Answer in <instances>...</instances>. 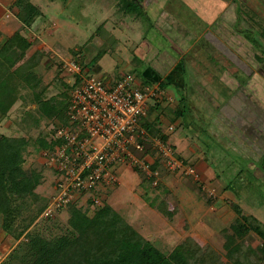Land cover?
Masks as SVG:
<instances>
[{
	"label": "rangeland",
	"instance_id": "374dc122",
	"mask_svg": "<svg viewBox=\"0 0 264 264\" xmlns=\"http://www.w3.org/2000/svg\"><path fill=\"white\" fill-rule=\"evenodd\" d=\"M242 1L208 22L205 8L186 0H31L38 14L15 41L24 37L44 52L36 71L40 87H47L46 97L64 90L70 95L75 74L67 63L75 60L92 75L117 78L130 72L139 80L140 70L150 64L167 82L161 89L152 80L165 96L163 106L172 109L181 98L187 101L176 121H169L167 110L159 115L160 129L168 134L164 146L171 147L183 169L168 170L157 137H150L148 153L136 154L150 163L158 161L153 182L143 181L147 174L139 165L117 166L116 181L97 196L100 204H91L92 196L84 195L72 203L76 208L91 215L105 202L163 253L178 248L190 257L213 251L223 263L229 262L223 243L235 218L253 216L264 227V0H255L262 8ZM103 30L116 41L107 42V52L97 62L100 69L86 67L108 39ZM138 48L147 55H139ZM136 56L138 65L132 62ZM116 66L121 71L114 77L110 73ZM20 92L23 98L15 95L5 111L0 108V133L27 140L22 168L40 172L42 180L36 197L21 199L13 233L29 225L31 234L58 235L69 228L70 212L63 207L49 217L37 213L54 195L57 178L52 152L37 149L34 139L46 133L50 140L57 124L66 122L43 118L37 127L26 126L31 121L24 123V111L39 116L40 108L30 102L26 89ZM11 237L0 227V262L12 250L19 261L28 249V235ZM240 242L262 245L253 232ZM256 259L247 264H264Z\"/></svg>",
	"mask_w": 264,
	"mask_h": 264
},
{
	"label": "trees",
	"instance_id": "16d2710c",
	"mask_svg": "<svg viewBox=\"0 0 264 264\" xmlns=\"http://www.w3.org/2000/svg\"><path fill=\"white\" fill-rule=\"evenodd\" d=\"M233 1L236 2V0ZM10 8L16 18L25 25L38 14V9L31 0H14ZM105 32L103 30L101 35L108 37L107 41L85 65L86 67L94 66L97 69L98 60L107 52V42H115V36L110 35L109 32L106 36ZM16 37H20L19 31L13 32L7 39L0 42L1 110L5 111L10 101L14 99L13 96L23 98L24 95L20 92L23 88L26 89L25 95L30 96V102L40 108L39 116L33 110L24 111L22 117L24 123L26 118L31 121L26 126L37 127L43 118H58L67 123L66 110L69 103L67 92L64 90L46 97L47 87H40L41 77L37 74L36 67L39 64V57L44 55V52L34 49L35 42L24 37L15 41ZM77 78L78 76L74 75V79ZM140 79L144 85L149 83L143 77ZM166 84L167 82L163 79L159 82L161 89L165 88ZM64 87L66 88V84ZM69 88L72 89V85ZM161 99H165V96H156V103L147 109L146 116L141 119L140 124L150 137L166 141L168 134L160 129L159 115L167 110L170 114H165V116L169 121L174 122L183 116L187 101L181 98L172 109H169L163 106ZM154 112L155 116H153ZM60 142V140H47L46 133H41L34 139L37 149L52 150L54 145ZM26 144L27 140L24 138L8 137L0 133V227L15 240L22 235L29 237H27L28 249L19 261H15L16 257L12 250L7 259L1 261L0 264H14L15 262L20 264H247L249 260L256 259V257H258L256 260H264V227L253 216H248L247 219L245 216L241 218L239 216L230 223L231 233L227 234L223 243L228 263H223L213 257V251L211 255L202 252L190 257L178 248L168 254L163 253L152 242L133 230L130 224L105 202L97 206L91 215L69 204L67 206L70 212L69 228L58 235L31 234L26 231L29 225L13 233L12 223L20 207L21 199L27 196L36 197L35 188L42 180L40 172L33 169L27 172L22 168L24 162L22 152ZM157 167L158 161L154 160L151 168L155 171ZM143 178V181L146 179L150 183L154 181V175H145ZM19 199L20 202L14 204ZM46 205L47 202L40 207L37 213L40 214ZM251 232L261 239L260 248L240 242ZM260 251L263 253L260 254Z\"/></svg>",
	"mask_w": 264,
	"mask_h": 264
},
{
	"label": "built area",
	"instance_id": "2783aa9c",
	"mask_svg": "<svg viewBox=\"0 0 264 264\" xmlns=\"http://www.w3.org/2000/svg\"><path fill=\"white\" fill-rule=\"evenodd\" d=\"M67 64L78 78L72 82L66 110L68 121L65 126L57 125L50 139L61 142L50 150L57 180L54 195L42 211L45 217L84 195L92 196L91 204H100L97 196L116 181L117 166L139 165L147 176L157 174L150 161L136 153H148L150 136L140 119L156 103L158 88L142 84L130 72L117 78L96 76L75 60ZM156 143L168 170L183 169L171 147L164 146L165 142L158 138ZM187 170L193 173L191 167Z\"/></svg>",
	"mask_w": 264,
	"mask_h": 264
},
{
	"label": "crops",
	"instance_id": "0c3cea01",
	"mask_svg": "<svg viewBox=\"0 0 264 264\" xmlns=\"http://www.w3.org/2000/svg\"><path fill=\"white\" fill-rule=\"evenodd\" d=\"M14 0H3L0 1V32H1V36L0 37H7L10 36L13 32L15 31H23L27 29V26L23 23H21L16 16L13 14V12H9L7 7L10 8V5L13 3ZM148 1L150 0H142V2H146L148 3ZM188 1L191 5L195 4L199 5L202 8H205V12L203 14V18L206 19L208 22H211V20L216 19L218 17V15H221L223 13H227L229 14V7H232V9L236 8V4H242V0H236V3H234L233 0H186ZM246 1V0H245ZM186 2V3H188ZM247 2H254L255 4H257V6L261 5L256 2L255 0H247ZM234 6V7H233ZM262 8V7H261ZM231 9V8H230ZM6 32V33H5ZM116 41V38H115ZM143 49V48H142ZM142 49L138 48L139 55H143L145 54L147 51H143ZM147 55V53H146ZM139 57H134L132 59V62H136L135 65H138L139 62ZM164 60H166L164 58ZM98 69H100V66H97ZM152 66H150V64H148V66L144 67L142 70H140V76L147 79V81L149 82L148 84L153 85L154 81H152L153 79H156L157 81H162L163 78V74L161 71H157L155 68V70H153ZM120 72L121 70L117 69V66L115 67V71L110 73L111 76H116L117 72ZM143 72V73H142ZM106 74V73H105ZM158 82V83H159ZM155 86V85H154ZM159 90V88H158ZM161 92V93H160ZM159 93L162 94V91L159 90ZM204 165H202L203 168H206L207 163L203 162ZM206 175H208L207 173L210 172H205Z\"/></svg>",
	"mask_w": 264,
	"mask_h": 264
}]
</instances>
